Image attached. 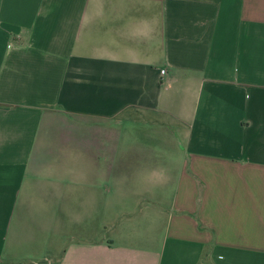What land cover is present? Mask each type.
<instances>
[{
	"label": "crops",
	"instance_id": "1",
	"mask_svg": "<svg viewBox=\"0 0 264 264\" xmlns=\"http://www.w3.org/2000/svg\"><path fill=\"white\" fill-rule=\"evenodd\" d=\"M0 264H264V0H0Z\"/></svg>",
	"mask_w": 264,
	"mask_h": 264
},
{
	"label": "built area",
	"instance_id": "2",
	"mask_svg": "<svg viewBox=\"0 0 264 264\" xmlns=\"http://www.w3.org/2000/svg\"><path fill=\"white\" fill-rule=\"evenodd\" d=\"M163 72H165V70H162Z\"/></svg>",
	"mask_w": 264,
	"mask_h": 264
}]
</instances>
